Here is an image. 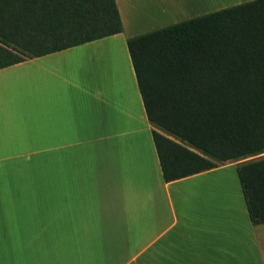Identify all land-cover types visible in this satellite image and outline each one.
<instances>
[{
	"label": "crops",
	"instance_id": "obj_1",
	"mask_svg": "<svg viewBox=\"0 0 264 264\" xmlns=\"http://www.w3.org/2000/svg\"><path fill=\"white\" fill-rule=\"evenodd\" d=\"M246 1L115 0L122 32L0 68V264H264L242 162L164 181L126 45Z\"/></svg>",
	"mask_w": 264,
	"mask_h": 264
},
{
	"label": "trees",
	"instance_id": "obj_2",
	"mask_svg": "<svg viewBox=\"0 0 264 264\" xmlns=\"http://www.w3.org/2000/svg\"><path fill=\"white\" fill-rule=\"evenodd\" d=\"M123 31L115 0H0V68ZM164 181L264 153V0L126 39ZM15 51H19L18 54ZM199 149L201 153L193 149ZM264 223V156L236 167Z\"/></svg>",
	"mask_w": 264,
	"mask_h": 264
},
{
	"label": "rangeland",
	"instance_id": "obj_3",
	"mask_svg": "<svg viewBox=\"0 0 264 264\" xmlns=\"http://www.w3.org/2000/svg\"><path fill=\"white\" fill-rule=\"evenodd\" d=\"M231 1H235V0H221V3H228V2H231ZM15 52H17V51H15ZM17 53L19 54L20 52L18 51ZM155 126H157V125H155ZM163 133H164V134H167V135H171V136L173 137V135L170 134V133L167 132V131H163ZM173 138H174V137H173ZM201 154H203L204 156H207V155H206L205 153H203V152H201ZM260 156H264V153L261 154V155H259V156L247 157V158H245V159H240L239 162H244V161H248V160H253V159H256V158H258V157H260ZM210 180H212V182H214V181H219V182H221V181H222L220 178H217V177L211 178Z\"/></svg>",
	"mask_w": 264,
	"mask_h": 264
}]
</instances>
